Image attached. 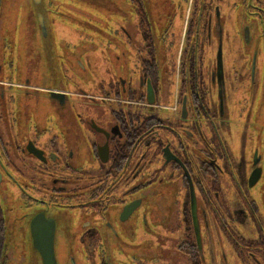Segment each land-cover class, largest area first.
Instances as JSON below:
<instances>
[{"label":"flooded vegetation","instance_id":"flooded-vegetation-1","mask_svg":"<svg viewBox=\"0 0 264 264\" xmlns=\"http://www.w3.org/2000/svg\"><path fill=\"white\" fill-rule=\"evenodd\" d=\"M10 5L0 0L10 251L26 246L41 264L30 233L40 213L57 264H78L71 250L139 264L144 244L162 264H264V0H119L100 52L89 18ZM21 37L44 87L12 79ZM53 61L65 84L44 74Z\"/></svg>","mask_w":264,"mask_h":264},{"label":"rangeland","instance_id":"rangeland-1","mask_svg":"<svg viewBox=\"0 0 264 264\" xmlns=\"http://www.w3.org/2000/svg\"><path fill=\"white\" fill-rule=\"evenodd\" d=\"M12 1L14 2V5H10V10L16 7L18 4L20 7L21 4H24V2H26V0H12ZM61 1L68 3V6H67L68 9L65 10L61 6H59L63 4ZM43 2H44V6L46 4V6L48 7H53L56 11L60 13L61 11H64L65 12V15H63L64 17L60 14L62 16L61 18L63 19L66 18L67 20L68 19L86 20L87 18H89L90 20H92L94 24L93 32L96 35H99L98 39H96L94 42L95 43L94 50L99 51V52L103 51L104 49L103 48V38L101 36L106 31L105 24H107L109 20H111L112 18H115L117 20L119 0H43ZM72 6H75V7L72 8ZM75 9L77 10L74 11ZM55 15L56 17H52ZM55 15H53L52 13H49V15L47 14V19L57 18L58 16H60L57 13H55ZM20 17H24V16L20 15ZM48 30L50 32L49 28ZM15 31H16V34L18 31L24 34V26L23 25L14 26L12 33ZM86 31H89L92 33L91 29L89 28H87ZM62 33H64V31H62ZM18 35H20V33ZM12 49L14 51V52L12 51V55L14 57L12 58L13 64L10 68L11 74L14 75L12 79L16 82H21V83L28 82L29 84L32 83V84L43 86V83H42L43 78L41 75V70L38 69V62L32 61V60L28 61L27 59H25L26 49L24 48V40L22 39V37L17 39V43L14 42ZM94 56L95 58H97L99 56V53L94 52ZM46 64H48L47 65L48 71L44 72L46 76H52V77L57 78L58 79L57 83L62 82V84H65L66 81H68L66 78V74L63 71L61 72V70L57 69V67H55L56 64L54 63V61H53V65L51 64L52 67H49L50 66L49 63H46ZM25 65H28V66L25 67ZM70 77L72 81H75L78 83L80 82L79 84L84 86L83 83H81V82H84L85 80L82 75H78L77 77L76 76L74 77V75L70 74ZM24 78L26 79L24 80ZM45 80H48V77H45ZM45 86L50 88L55 85L47 84ZM1 194L2 193L0 192V195ZM0 205L3 208V211L5 213V218H7L6 219L7 220V224H6V235L7 236H6V241H5L6 252H7L10 249V225H9L10 224V213H11L10 212V202L6 200L5 197L3 198L1 196ZM262 206H264V194L262 197ZM145 235L147 236V234ZM56 239H58L57 241H59L58 235ZM58 246L59 245L56 244L55 250H56V253L59 255L60 250ZM11 249H12L11 259H9L8 262H6L5 264H40L39 260L35 262L34 259L30 258L32 256L33 251L31 249L29 250L28 248H26V246L20 247V248L11 247ZM139 251L141 252V255L139 258V262H140L139 264H162L157 254L154 251H152L150 248H148L145 244ZM68 252H71L73 254L78 264H90V261L88 259H85V260L80 259V253H81L80 251L78 252L76 250H71ZM66 255L65 257L63 256L64 257L63 259L58 258L59 264H66V259H67ZM92 264H96V263L93 262ZM179 264H182V262H180Z\"/></svg>","mask_w":264,"mask_h":264},{"label":"water","instance_id":"water-1","mask_svg":"<svg viewBox=\"0 0 264 264\" xmlns=\"http://www.w3.org/2000/svg\"><path fill=\"white\" fill-rule=\"evenodd\" d=\"M35 5H39L41 7L44 6L43 0H32ZM43 17L41 14H37V18L39 21L41 33L44 35L46 33V25L43 22ZM32 221L30 224V233H31V242H32V247L37 254L36 257H40L41 264H57L55 256H54V249H53V243H52V232L45 230V223H38L37 219L42 218L40 213H36L31 217ZM4 219L5 218V213H4ZM6 224L7 220L5 222V239H4V245L6 241ZM12 254V250L10 249L6 252V256L9 257Z\"/></svg>","mask_w":264,"mask_h":264},{"label":"trees","instance_id":"trees-1","mask_svg":"<svg viewBox=\"0 0 264 264\" xmlns=\"http://www.w3.org/2000/svg\"><path fill=\"white\" fill-rule=\"evenodd\" d=\"M4 239H5V219H4L3 208L0 206V257H3L2 254L5 252ZM1 263L2 260H0V264Z\"/></svg>","mask_w":264,"mask_h":264}]
</instances>
